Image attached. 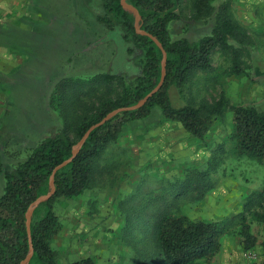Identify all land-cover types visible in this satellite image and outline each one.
<instances>
[{
    "label": "rangeland",
    "instance_id": "obj_1",
    "mask_svg": "<svg viewBox=\"0 0 264 264\" xmlns=\"http://www.w3.org/2000/svg\"><path fill=\"white\" fill-rule=\"evenodd\" d=\"M29 1L28 13L20 15L21 20L12 21L8 29L4 28L8 31L7 37L14 39L8 44L10 48L23 54L22 61L0 69V91L6 96L0 121V158L5 166L12 168L25 161L32 149L52 134L53 126L61 130L66 117L74 122L72 114L79 106L73 102V90L69 92L70 101L52 104L49 102L52 82L62 81L66 76L88 79L95 72L124 74L126 71L123 76L129 81L141 71L142 64L141 51L135 55L128 53L132 58L125 61L127 45L121 28L110 29L98 20V12L103 10L102 0ZM227 1L231 7L232 0H214L216 12ZM216 12L203 20H194L193 0H180V17L169 25L172 38L187 37L195 41L211 35ZM83 31L88 32L86 40L95 43L88 53L72 43L73 38H82ZM104 41L114 54L105 52L106 65L102 63L103 67L96 71L86 65L88 59L96 58L98 43ZM224 53L216 48L212 53V67L199 72L181 92L176 86L169 89L171 104L175 107L197 105L203 99L212 101L222 93L226 95L230 106L214 121L203 139L191 135L176 121L170 120V125L160 128L164 116L161 107L156 106L148 116L124 123L118 141L102 154L93 188L78 197L62 198L54 203L63 224L52 241L59 264L86 258H92L95 264H144V255L153 260L148 254L156 251L155 233L163 212H177L175 207L179 205L193 219L233 220L245 210L250 195L263 188L264 162L239 155L231 137L232 107L251 103L248 77L240 76L238 82L232 80V57ZM79 63L85 68L77 71L74 67ZM98 88L102 96H115L121 91L120 86L116 87L118 91L107 89L106 85ZM252 104L264 110V105ZM208 166L214 167L210 177L212 188L202 199L190 197L193 192L187 182L182 185L184 171ZM4 188L5 179L0 174V196ZM179 192L188 193L181 196ZM252 211L245 210V213L258 239L255 251L261 252L264 226ZM231 225L233 234L224 237L223 252L217 260L203 264H218L223 257L229 264L234 262L231 257L241 258L239 224Z\"/></svg>",
    "mask_w": 264,
    "mask_h": 264
},
{
    "label": "trees",
    "instance_id": "obj_2",
    "mask_svg": "<svg viewBox=\"0 0 264 264\" xmlns=\"http://www.w3.org/2000/svg\"><path fill=\"white\" fill-rule=\"evenodd\" d=\"M127 1L140 11L142 29L156 36L167 50L165 82L143 107L121 112L95 128L78 155L56 173L55 193L33 213L31 236L34 254L28 264H59L58 251L52 246V241L62 230L63 224L54 210V203L62 198L78 197L95 186L102 154L118 141L126 121L148 116L154 107L159 106L164 118L179 122L191 135L203 139L214 121L230 106L224 93L212 101L203 99L197 105L183 107L173 106L169 96L170 87L176 86L181 92L183 86L199 72L212 67V53L216 48L231 54L232 72H238L248 34L233 17L230 3H223L216 12L212 4L214 0H193L192 19L203 20L216 12V25L211 35L192 41L187 37L173 39L169 30L170 23L180 17V0ZM102 6L103 12L98 20L110 29L121 28L129 54L136 49L142 52L141 72L129 81L124 76L99 73L88 79L65 78L58 82L51 103L70 101L69 92L73 90V102L79 106L72 114L74 122H69L66 117L64 127L57 134L44 138L32 149L28 158L15 168L5 166L0 158V174L5 179L4 193L0 196V264H20L26 258L29 252L26 211L37 197L50 191L49 180L53 168L71 157L73 145L86 130L110 111L136 104L161 79L162 51L150 37L136 32L134 14L122 6L121 0H102ZM231 39L235 44L231 43ZM101 85L116 91V87L120 86L121 91L115 96H102L98 94ZM232 108L231 137L235 140L236 152L264 162V111L253 105ZM213 168L208 166L184 171L182 185L187 182L193 192L190 197L202 199L206 196L212 188L210 177ZM187 193L179 192V195L186 196ZM178 206L175 207L177 212L167 210L158 219L156 251L148 254L153 257L152 261L144 255V264L147 261L148 264H203L215 261L222 250L224 237L233 234L230 228L234 222L239 224L237 233L242 237L243 251L256 250L258 239L247 221L245 210H254V218L264 226V186L250 195L244 205L245 210L233 220L193 219ZM258 252L260 264H264V241L261 252ZM71 264H95V261L86 258Z\"/></svg>",
    "mask_w": 264,
    "mask_h": 264
},
{
    "label": "crops",
    "instance_id": "obj_3",
    "mask_svg": "<svg viewBox=\"0 0 264 264\" xmlns=\"http://www.w3.org/2000/svg\"><path fill=\"white\" fill-rule=\"evenodd\" d=\"M29 2H30L29 0H0V69L2 70L9 68V65L11 63H15L16 61L20 62L23 60V54H20L14 48H10V45H8L10 41L14 39L7 37L8 31L4 30V28L5 26L7 27V25H9L12 21L21 20L22 18L20 17V15L22 14L25 15L28 13L27 6ZM231 11H232L233 17L246 29L247 34H248V38L246 42L244 43V46H243L244 50L241 55V61H242L241 66L238 72L232 73L231 79L237 80L238 82L239 80L238 77L247 76L249 80L248 81V85H249L248 101L251 103L248 105H253L257 107L258 104L257 105L252 104L255 102L263 106L264 105V0H232ZM102 12L103 10L101 9L98 12V16L102 14ZM87 33H88L87 31H83L82 38L79 37L81 38L79 39L75 37L73 38L72 43L78 45L80 50L83 49V51H86L88 53L89 51H92L94 49L95 43L94 41L92 42V41L86 40L87 36L85 35ZM96 35H97V32H96ZM232 43H234V41ZM98 44H99L98 45L99 47L96 49V54H95L96 58L88 59L89 63L86 65V66H93L96 71L100 69L101 66L103 67V65H106L107 61L104 60L105 52L108 51L109 54L110 53H112V55L114 54L113 50H109L110 47L107 42L104 41ZM126 45L128 46L127 42H126ZM139 51L140 50L136 49L131 54L135 55ZM131 58L132 57L128 56V52H127V57L125 61L129 62L128 59L131 60ZM69 61H72V58H70ZM90 61L92 63H90ZM108 62H110V59L108 60ZM77 65H75L74 67V69L76 68L78 69L77 71L85 68V65L82 66L81 63ZM141 69H142V66L140 67V70ZM126 72H124V74H122L123 72L112 73V74L123 76L127 74ZM99 73H109V72H95V74H99ZM63 78H68V77L66 76ZM60 81L61 79L60 80L57 79L54 82H52L53 83L52 85H54V87L50 93L49 102H52L51 101L52 93L55 89V86ZM5 98L6 96L4 95V93L0 91V121H1V116L5 111L3 107V105L5 104ZM162 120H163V126L161 125L160 128L162 127L164 128L165 125H170L169 119L164 118ZM171 124H175V123H171ZM50 131H52V134L49 136H52V135L57 134L60 130L59 129L57 130L53 126L50 129ZM222 256H225V254H223ZM230 259H232L234 262L229 263V264H255L254 262L246 260L243 257V255H241V258L240 257L238 258L236 255L235 258L231 257ZM219 261H218V264H226V260L224 259V257L219 258ZM216 263L217 262H215L214 264ZM260 263L261 261L258 264Z\"/></svg>",
    "mask_w": 264,
    "mask_h": 264
},
{
    "label": "water",
    "instance_id": "obj_4",
    "mask_svg": "<svg viewBox=\"0 0 264 264\" xmlns=\"http://www.w3.org/2000/svg\"><path fill=\"white\" fill-rule=\"evenodd\" d=\"M122 6L126 9L131 11L134 16H135V23L134 27L135 30L138 34L148 36L150 37L156 44L157 46L161 49L162 51V60H161V65H162V71H161V79L159 83L142 99H140L136 104L131 105V106H123V107H118L112 111H110L108 114H106L100 121L97 123H94L91 125L86 132L83 134V136L73 145L72 147V155L68 159L62 161L61 163L57 164L50 175V191L44 195H40L37 197L28 207L26 211V228H27V234L29 238V252L24 260L20 264H28L29 261L31 260L33 254H34V247H33V241H32V236H31V221L33 217L34 210L44 201L50 199L53 194L55 193L56 190V185H55V175L56 173L66 166L69 162H71L79 153L80 149L82 148L83 144L86 142L87 138L89 137L90 133L97 127H100L101 125L105 124L107 121L112 119L115 115L125 112V111H131V110H136L141 107H143L151 98L154 94H156L163 86L165 82V78L167 75V50L164 48L163 44L160 42V40L148 32L145 29H142L140 22L142 19V15L140 14V11L138 10L137 7L129 3L127 0H121Z\"/></svg>",
    "mask_w": 264,
    "mask_h": 264
},
{
    "label": "built area",
    "instance_id": "obj_5",
    "mask_svg": "<svg viewBox=\"0 0 264 264\" xmlns=\"http://www.w3.org/2000/svg\"><path fill=\"white\" fill-rule=\"evenodd\" d=\"M243 257L251 262H254L256 264V262L259 263L260 261V257L258 255V252L255 250H247V251H243Z\"/></svg>",
    "mask_w": 264,
    "mask_h": 264
}]
</instances>
